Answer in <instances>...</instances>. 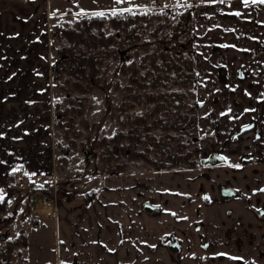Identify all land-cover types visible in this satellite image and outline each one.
Instances as JSON below:
<instances>
[{
  "label": "crops",
  "instance_id": "0c3cea01",
  "mask_svg": "<svg viewBox=\"0 0 264 264\" xmlns=\"http://www.w3.org/2000/svg\"><path fill=\"white\" fill-rule=\"evenodd\" d=\"M35 2L40 0H0V195L14 190L15 183L57 171L50 23L47 7L30 12ZM194 7L201 148L234 147L238 155L244 146L230 133L252 116L256 128H264V4L194 0ZM224 168L204 172L220 183ZM180 170L161 174L171 184L164 192L152 181L159 174L141 177L147 171L107 174L88 201L65 192L53 212L40 214L44 223L33 226L29 257L22 264H214L217 259L241 264L238 252L222 259L217 249L233 221L225 212L240 202L216 204V193L212 202L203 200L210 188L203 184L204 173ZM147 202L153 210L146 209ZM235 210L234 216L241 215ZM48 226L53 240L46 249ZM202 233L215 240L207 251L201 248ZM169 236L181 243L176 254L169 250Z\"/></svg>",
  "mask_w": 264,
  "mask_h": 264
},
{
  "label": "trees",
  "instance_id": "16d2710c",
  "mask_svg": "<svg viewBox=\"0 0 264 264\" xmlns=\"http://www.w3.org/2000/svg\"><path fill=\"white\" fill-rule=\"evenodd\" d=\"M194 9L183 5L172 14L134 8L103 11V16L87 11L55 27L59 43L53 82L62 94L54 102V124L63 136L57 169L66 168L71 149L86 143L82 134L91 129L87 103L99 91L104 93L105 114L116 127L90 139L95 173L102 177L199 164ZM102 186L101 180L83 198L90 200ZM0 197L2 212L9 194ZM29 219L32 225L42 222L34 213ZM10 221L8 215L0 218V264L23 262L29 246L30 234L23 226L13 235L1 234Z\"/></svg>",
  "mask_w": 264,
  "mask_h": 264
},
{
  "label": "rangeland",
  "instance_id": "374dc122",
  "mask_svg": "<svg viewBox=\"0 0 264 264\" xmlns=\"http://www.w3.org/2000/svg\"><path fill=\"white\" fill-rule=\"evenodd\" d=\"M183 2H190L194 6V0H122V2H117V0H40V3H33L31 6V13L35 11L42 10V6L47 7V17L49 18V34H50V48L52 50V58L55 59V47L59 41L54 37V29L58 26H65L72 22L74 17L78 16L82 12L87 11H108V10H124V9H134V8H167L172 12H175ZM179 4L176 7L173 4ZM49 14V16H48ZM195 32V30H194ZM53 59V61H54ZM52 61V62H53ZM54 91V100L58 95L61 96L62 93L54 86H52ZM119 94V91H118ZM104 93L102 91L94 92L87 103L88 115L91 119V129L84 131L82 134V139L86 141L85 144L79 146L78 148H73L70 150V161L67 164L65 169H56L55 177L50 175L39 176L35 178L34 182H30L29 179L23 181L21 185L14 184L15 189L9 191V199L7 203L2 204L5 206V210L0 212V218L4 215H8L11 218L10 223L8 224V229L11 231L9 235L16 233L17 229L20 226H24L30 233L32 232V224L28 217L30 210V201L34 193L33 188L40 187V189L49 195L45 201L50 203L59 202V197H63L65 192L67 195H76L77 197L83 198L85 191L98 187L101 180L104 182L106 175L102 176L95 173L96 167V156L93 153V147L90 144V139L100 133H109L113 131L116 127L115 122H112L108 115L105 114V104L103 101ZM56 130V129H55ZM62 134L59 130L55 131V146L56 152L58 146L62 143ZM92 150V151H91ZM141 173V170H134L133 172ZM180 169H162L156 171H147L146 173L141 174V177H149V174L156 173L160 177L158 179H152L156 182L154 187H164L159 189V192L168 191V186L170 187V182L166 181L161 174H170L175 172H180ZM145 172V171H144ZM109 175V174H108ZM160 181V183H159ZM157 189V188H156ZM74 190L76 192L74 193ZM101 189L98 190V192ZM97 192V193H98ZM97 196L99 198L100 194ZM2 195V194H1ZM54 196H57L58 199H54ZM42 203V202H41ZM40 206L35 213L36 217L40 219L41 215L44 216L45 213L51 210L50 207L47 208V212L44 211L43 206L39 203ZM53 212L50 211L49 213ZM41 214V215H40ZM4 228V227H2ZM36 232L35 230H33ZM8 233V231H7ZM47 240L49 242L46 249L51 248L52 244V227L48 226L47 231ZM32 240H36V237ZM40 244L37 242L35 245ZM30 252V247L25 249L23 252V257L28 260Z\"/></svg>",
  "mask_w": 264,
  "mask_h": 264
},
{
  "label": "flooded vegetation",
  "instance_id": "af4514ba",
  "mask_svg": "<svg viewBox=\"0 0 264 264\" xmlns=\"http://www.w3.org/2000/svg\"><path fill=\"white\" fill-rule=\"evenodd\" d=\"M156 1L158 2L159 0ZM173 5L176 7L179 4L174 3ZM183 5H191V3L183 2ZM148 8L154 9L150 7ZM160 9L163 10V8ZM164 9L170 11L167 8ZM170 12L174 14V12L172 11ZM260 42H261V38H260ZM196 55H197V50H196ZM196 72L197 71H196V61H195L194 73ZM240 74H242V76L245 74L244 69L240 70ZM197 84H198V79H197ZM199 97L200 96L198 92L197 98ZM200 105H201V101L199 98V106L197 109L198 134L196 135L198 136V141H199V147H198L199 164L195 166L173 168V169L201 170L202 171L201 173H204V178L206 177V180L202 179L203 184L207 183V185L210 186L209 189L204 190L202 193L203 200H206L207 202H212L214 200L213 193H216L215 198L217 199L216 202H214L216 204L218 202H231L232 200H237L238 202H240V204L230 206L225 212L226 216L228 218L231 217L233 221H231V225L224 228V232H223L224 239H222L223 243L217 244L218 245L217 249L221 250V252L218 253L219 258L222 257V259H225L228 258L229 256L233 257L234 253L238 252L239 253L238 259H241V261L243 262L245 260L247 264H251V263L264 264V261L262 259L264 255V191H262L264 190V128L263 129L256 128L257 126L255 121L256 117L252 116V118L248 120V123L242 125L235 132L230 133L231 140L235 142H241L244 146L243 149H241L242 152L239 153L238 155L236 154L237 150L236 148L234 149V147L229 149L230 151H226V152H223L222 150L218 149V147L215 146L211 147V149L208 151H204L203 148H201L205 136L204 133L200 130V123H199L201 117L199 111ZM257 119H259L258 120L259 122H263L260 118L257 117ZM233 157L235 159L234 162L231 159ZM210 158H214V159L216 158L220 161L216 163L207 161V159ZM235 165H240V167H235ZM216 166L225 167L224 171H221L223 175L220 172L219 177L221 178L220 180L222 181L220 183L219 181L217 183L214 182V178L211 173L204 172V168L206 167L213 168ZM139 170L143 172V171H156L162 169H139ZM133 171H129L125 173H130ZM120 173H124V172H120ZM54 198L58 199L57 196H54ZM39 207L40 206L37 207L36 211H32L30 207L31 211L29 212V215L30 213H34V212L36 213ZM145 207L146 209H148V207L151 208L148 210L154 209V206L149 202L145 204ZM234 208L238 209L239 210L238 212L241 213V215L234 216L233 212L236 211ZM244 215L245 218L247 219L246 221L245 220L243 221L242 219L244 218ZM41 221H42L41 223H44L43 220ZM8 224L3 226L4 228H2L1 234H4L8 231V235H9V232L11 231L8 229L9 226ZM33 226L36 225H32V228ZM28 232L31 235L30 231ZM30 235H29V245H30V237H31ZM204 235L205 234L203 233L200 235L202 239L201 248H204L206 249L205 251H207L208 250L207 247H210L211 243L215 240L209 238L206 239ZM168 242L170 248L169 250H171L173 246L176 247V250H171L172 252L176 254L180 251L179 248H181V243L178 240L169 236ZM206 253L207 252L204 253L205 257L206 256L208 257ZM26 261L27 260L25 259L23 262L22 260L18 262L22 264L25 263ZM243 262L240 263L243 264ZM217 263L221 264V260L217 259V261L214 264ZM222 264H227V263H225V261H222Z\"/></svg>",
  "mask_w": 264,
  "mask_h": 264
},
{
  "label": "water",
  "instance_id": "95a60500",
  "mask_svg": "<svg viewBox=\"0 0 264 264\" xmlns=\"http://www.w3.org/2000/svg\"><path fill=\"white\" fill-rule=\"evenodd\" d=\"M207 161H210L212 163H216V162H218L220 160H218L216 158L215 159L214 158H210V159H207ZM30 182H34V179H31ZM33 190H34V193H33L32 197H31L30 207H31L32 211H36V209L38 207V204L43 202V201H45V200H47L48 198H50V196L49 195H45V193L40 189V187H36V188L34 187ZM148 209H151V208L148 207ZM171 250H176V247L172 246Z\"/></svg>",
  "mask_w": 264,
  "mask_h": 264
},
{
  "label": "snow or ice",
  "instance_id": "6c2138e0",
  "mask_svg": "<svg viewBox=\"0 0 264 264\" xmlns=\"http://www.w3.org/2000/svg\"><path fill=\"white\" fill-rule=\"evenodd\" d=\"M117 2H122V0H117ZM211 2L215 3L216 0H211ZM220 2L223 3L224 0H220ZM244 3L247 4V3H248V0H244ZM252 3H262V4H264V0H252ZM123 11L131 12L132 9H124ZM112 14H113V15H116L115 11H113ZM93 15H95V16H103V15H105V13H103V12H97V13H93ZM235 15L239 16L240 13L237 12V13H235ZM246 111H247V110H246ZM222 115H223V113H222ZM246 127H247V126H246ZM235 167H240V165H235ZM262 191H264V190H262ZM0 199H2V197H0ZM173 215H175V213H173ZM234 259H235V258H234Z\"/></svg>",
  "mask_w": 264,
  "mask_h": 264
},
{
  "label": "built area",
  "instance_id": "2783aa9c",
  "mask_svg": "<svg viewBox=\"0 0 264 264\" xmlns=\"http://www.w3.org/2000/svg\"><path fill=\"white\" fill-rule=\"evenodd\" d=\"M19 176H20V174H18V173H15V174H14V177H16V178L19 177ZM54 177H55V176H54ZM54 199H57V198H54ZM56 202H57V201H55V203H54V205H53V203H50V202L46 201V202L41 203V205L43 206L44 211L47 212L46 210H47L48 207L51 208L50 211H52L53 209H55V207H56ZM50 211H49V212H50Z\"/></svg>",
  "mask_w": 264,
  "mask_h": 264
}]
</instances>
